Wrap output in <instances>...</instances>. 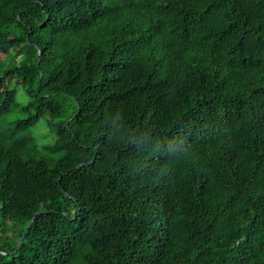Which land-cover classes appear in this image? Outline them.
Wrapping results in <instances>:
<instances>
[{
    "label": "trees",
    "instance_id": "1",
    "mask_svg": "<svg viewBox=\"0 0 264 264\" xmlns=\"http://www.w3.org/2000/svg\"><path fill=\"white\" fill-rule=\"evenodd\" d=\"M2 63L0 264H264V0H0Z\"/></svg>",
    "mask_w": 264,
    "mask_h": 264
},
{
    "label": "rangeland",
    "instance_id": "2",
    "mask_svg": "<svg viewBox=\"0 0 264 264\" xmlns=\"http://www.w3.org/2000/svg\"><path fill=\"white\" fill-rule=\"evenodd\" d=\"M7 66L5 63L0 64V77L5 74ZM7 85L10 89L16 88L17 98L20 105H24L26 100L23 94V90L20 84L16 86L15 81L12 82L10 78L5 75ZM33 136L34 148L38 151V155H44L48 157L45 146L51 145L54 141V134L52 130L47 126L45 120H40L38 124L29 130ZM29 143V137L21 136L18 132L10 131L8 121L6 119L0 120V148H6L10 152L15 153L21 151L23 146ZM31 143V140H30Z\"/></svg>",
    "mask_w": 264,
    "mask_h": 264
},
{
    "label": "water",
    "instance_id": "3",
    "mask_svg": "<svg viewBox=\"0 0 264 264\" xmlns=\"http://www.w3.org/2000/svg\"><path fill=\"white\" fill-rule=\"evenodd\" d=\"M38 54L40 55V50H38ZM66 194H68V193H66ZM43 212H44L43 210H40V211L36 212L35 215L33 216V218L30 220L29 224L33 223V222L35 221L37 215L40 214V213H43ZM66 214H67V213H66ZM29 224H28V225H29ZM27 230H28V227L26 228L24 234L27 232ZM24 234H23V235H24ZM22 243H23V236H22V237L20 238V240H19V245H21Z\"/></svg>",
    "mask_w": 264,
    "mask_h": 264
}]
</instances>
